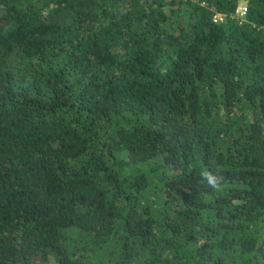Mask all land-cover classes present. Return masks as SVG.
Returning a JSON list of instances; mask_svg holds the SVG:
<instances>
[{
  "label": "trees",
  "instance_id": "trees-1",
  "mask_svg": "<svg viewBox=\"0 0 264 264\" xmlns=\"http://www.w3.org/2000/svg\"><path fill=\"white\" fill-rule=\"evenodd\" d=\"M0 264H264V0H0Z\"/></svg>",
  "mask_w": 264,
  "mask_h": 264
},
{
  "label": "built area",
  "instance_id": "built-area-1",
  "mask_svg": "<svg viewBox=\"0 0 264 264\" xmlns=\"http://www.w3.org/2000/svg\"><path fill=\"white\" fill-rule=\"evenodd\" d=\"M195 1V0H194ZM246 5L244 4V2H240L236 9H235V16L237 18H240V19H243L244 18V15L246 13ZM223 19V15L220 14V13H215L213 15V21H221Z\"/></svg>",
  "mask_w": 264,
  "mask_h": 264
},
{
  "label": "rangeland",
  "instance_id": "rangeland-1",
  "mask_svg": "<svg viewBox=\"0 0 264 264\" xmlns=\"http://www.w3.org/2000/svg\"><path fill=\"white\" fill-rule=\"evenodd\" d=\"M243 2V1H242ZM240 3V2H239ZM244 4L246 5L245 1H244Z\"/></svg>",
  "mask_w": 264,
  "mask_h": 264
},
{
  "label": "clouds",
  "instance_id": "clouds-1",
  "mask_svg": "<svg viewBox=\"0 0 264 264\" xmlns=\"http://www.w3.org/2000/svg\"><path fill=\"white\" fill-rule=\"evenodd\" d=\"M242 2V1H241ZM239 4V3H238Z\"/></svg>",
  "mask_w": 264,
  "mask_h": 264
}]
</instances>
